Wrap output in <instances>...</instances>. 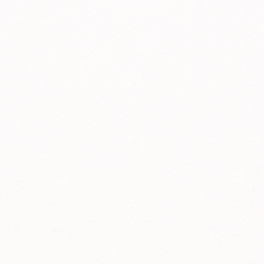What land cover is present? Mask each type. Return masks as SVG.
<instances>
[{
    "label": "snow or ice",
    "instance_id": "6c2138e0",
    "mask_svg": "<svg viewBox=\"0 0 264 264\" xmlns=\"http://www.w3.org/2000/svg\"><path fill=\"white\" fill-rule=\"evenodd\" d=\"M0 264H264V0H0Z\"/></svg>",
    "mask_w": 264,
    "mask_h": 264
}]
</instances>
